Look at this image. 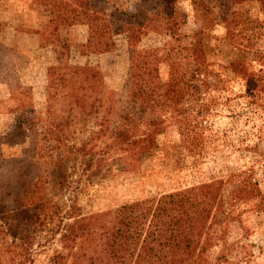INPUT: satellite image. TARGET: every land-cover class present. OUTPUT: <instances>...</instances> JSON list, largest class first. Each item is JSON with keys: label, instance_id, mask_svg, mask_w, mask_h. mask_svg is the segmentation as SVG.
Here are the masks:
<instances>
[{"label": "trees", "instance_id": "obj_1", "mask_svg": "<svg viewBox=\"0 0 264 264\" xmlns=\"http://www.w3.org/2000/svg\"><path fill=\"white\" fill-rule=\"evenodd\" d=\"M231 1L191 0L201 27L187 32L177 0H156L149 15L128 11L114 0H32L38 27L30 32L59 56L46 67L43 111L48 127L38 128L43 111L35 109L28 89H13L7 98L16 116L7 136H0L1 148L4 139L26 144L8 154L10 166L13 171L18 162L19 177L24 164L36 171L19 184L17 194L14 184L0 183V188L10 187L14 208L7 214L16 212L18 218L16 226H2L12 240L0 242L5 256L0 264H36L41 255L39 264H242L251 259L242 214L264 207L259 176L264 175V153L226 177L106 210L83 212L76 193L95 182L102 162L115 152L120 159L128 152L153 155L160 147L157 136L169 127H175L179 145L194 165L235 148L228 131L215 128L213 119L229 116L233 125L243 115L264 120V48L256 40L264 36V18L245 14ZM255 1L264 12V0ZM219 23L225 27L224 41L237 51L229 62L210 60L204 48V37ZM74 25L87 30L85 41L73 45L81 56L111 50L113 37L124 34L130 65L122 91L107 89L89 61H62L72 44L60 43L61 30ZM149 31L159 33V45L139 50ZM57 97L68 112L67 126L51 120ZM83 127L89 131L79 145L66 143ZM97 140H103L102 147ZM239 148L255 151L256 144L249 146L242 138ZM75 169L79 175L72 179ZM47 184L71 193L67 207L47 194ZM231 222L239 230L230 242ZM211 247H218L213 260Z\"/></svg>", "mask_w": 264, "mask_h": 264}, {"label": "rangeland", "instance_id": "obj_2", "mask_svg": "<svg viewBox=\"0 0 264 264\" xmlns=\"http://www.w3.org/2000/svg\"><path fill=\"white\" fill-rule=\"evenodd\" d=\"M114 1L118 6H122L128 11L132 12L138 9L141 15H149L156 4V0ZM177 1L183 13V29L187 32L198 30L201 27V18L197 15L196 8L191 0ZM231 2H234L235 7L244 11L245 14H250L258 19L264 18V12L261 10L258 1L246 0L239 2L238 0H232ZM1 3L0 136L6 137L16 116L11 111L13 108L10 104L11 100L7 99L9 92L14 89L16 93H20V89H28L29 98L35 109L43 111L46 67L57 62L59 51H54V47L50 44L43 46L44 43L39 40L38 35L30 32L38 27L37 10L33 8L32 0H1ZM86 33L87 30L84 25H74L61 30L60 43L72 44L70 50L65 52L66 55H62V61L68 64H82L89 61L99 69L103 84L107 89L122 91L128 77L130 65L128 46L124 34H117L113 37V48L111 50L88 57L81 56L78 51L73 49L74 43L85 41ZM224 35L225 27L219 23L213 26L204 37V48L210 60L229 62L237 55V51L224 41ZM159 36V33L149 31L147 36H144L139 42L138 49L143 51L159 45V39L161 38ZM256 40L257 46L264 48V36ZM17 86L21 87L19 91L16 89ZM22 97L29 100L23 95ZM61 100L60 97L55 99L50 117L51 120L53 117L67 126L68 112L64 106L62 107ZM42 115L44 121L38 124V128L42 125H48L49 120L46 112L43 111ZM254 117L249 118V121L247 115H243L238 123L234 125L231 123L229 116L213 119L215 128L228 131V135L235 142V148L223 154H216L217 157L215 158L202 159L194 165L191 158L184 155V149L179 145V136L175 127H169L164 133L157 136L160 147L153 155H130L128 152L120 159L122 155H117L115 152L106 161L102 162L101 168L92 178L93 180L96 179L95 182L91 183L85 191L76 192L78 194L77 203L83 212L106 210L134 199L169 192L214 177H226L230 172L245 169L254 164L256 160H260L264 153V120L259 117L254 119ZM246 119L247 123L244 122ZM253 119L255 123L252 122ZM88 131L86 127H83L81 132L77 131L66 143L71 144L74 142L75 146L79 145ZM259 134L260 137H257ZM242 138H246V144L249 146L256 144V150L239 148L240 139ZM51 141H53V138ZM96 144L99 148L102 147L103 140H97ZM23 145L26 144H21L15 139L12 141L10 139L5 141L4 139L2 148L0 145L2 151V154H0V183L5 181L14 184L13 191L15 194L18 193L19 184L26 180L30 173L36 171L34 167L24 164V174L19 177V172L15 171L20 165L16 161L13 163L15 169L12 171L8 154L17 153ZM180 152L183 153L180 155ZM11 157L16 159L15 156ZM78 175L79 170L75 169L71 178L76 179ZM259 176L264 180V175L260 172ZM46 191L50 196L55 194V200L60 204H66L67 207L70 202L68 198L71 196L69 191H57L48 184ZM9 192L10 187L0 188V242L2 243L12 240V236L1 232L4 223L11 222L16 226L18 221L14 214L16 212H12L11 215L7 214L11 208H14L11 201L12 197L8 195ZM242 219L249 227V235L244 239V242L251 243V250L253 251L251 259L242 264H264V207L257 211L244 212ZM230 226L231 232L228 235V241L231 242L238 237L239 228H237L238 224L236 222H231ZM209 236L211 237V234ZM209 236L207 235V237ZM206 245L209 248V244ZM217 248H210L212 252L209 256L210 259L213 260ZM0 257L4 258L5 256L2 253ZM43 257L41 255L40 260ZM39 262L36 264H39Z\"/></svg>", "mask_w": 264, "mask_h": 264}]
</instances>
